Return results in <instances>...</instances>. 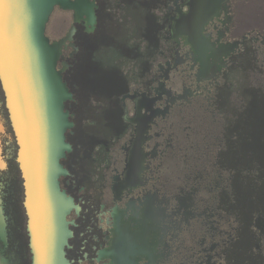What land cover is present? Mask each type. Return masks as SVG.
I'll list each match as a JSON object with an SVG mask.
<instances>
[{"label": "flooded vegetation", "instance_id": "obj_1", "mask_svg": "<svg viewBox=\"0 0 264 264\" xmlns=\"http://www.w3.org/2000/svg\"><path fill=\"white\" fill-rule=\"evenodd\" d=\"M46 36L68 89L65 264H264V0H67ZM4 147L0 264H33Z\"/></svg>", "mask_w": 264, "mask_h": 264}, {"label": "water", "instance_id": "obj_2", "mask_svg": "<svg viewBox=\"0 0 264 264\" xmlns=\"http://www.w3.org/2000/svg\"><path fill=\"white\" fill-rule=\"evenodd\" d=\"M67 0H0V82L17 140L33 264H65L69 201L61 192L60 160L69 149L64 113L68 89L58 45L46 36L56 6Z\"/></svg>", "mask_w": 264, "mask_h": 264}, {"label": "rangeland", "instance_id": "obj_3", "mask_svg": "<svg viewBox=\"0 0 264 264\" xmlns=\"http://www.w3.org/2000/svg\"><path fill=\"white\" fill-rule=\"evenodd\" d=\"M1 90H2V88L0 85V103L3 105L4 104L3 103L4 97L2 98V91ZM2 105H1V107H2ZM1 111H2V109H0V118H1V120H3L2 125H5L4 121H6V123H8V113L6 112L5 114H3ZM3 112H4V109H3ZM6 126H7L8 133H6V128L3 127V130H4L3 134H2V131H0V135L1 134L3 135L4 141L7 140V138L10 140H13L14 139V133H10V129L8 128V125H6ZM12 152H13V149L5 150L4 144H2V142L0 143V173L3 174L8 170L12 171V172L14 171V169H15L14 165L12 163L10 164Z\"/></svg>", "mask_w": 264, "mask_h": 264}, {"label": "bare ground", "instance_id": "obj_4", "mask_svg": "<svg viewBox=\"0 0 264 264\" xmlns=\"http://www.w3.org/2000/svg\"><path fill=\"white\" fill-rule=\"evenodd\" d=\"M1 27V26H0ZM0 85H1V82H0ZM1 88H2V85H1ZM2 98L4 97V100H5V102H7L6 101V96H5V93H4V90H3V88H2ZM3 100V101H4ZM1 105L2 104H0V109H1ZM7 107V106H6ZM8 110V109H7ZM2 113H3V111H1ZM8 114H9V112H8ZM9 119H10V116H9ZM5 122V121H4ZM10 122H11V119H10ZM3 124V120H1V118H0V131H2V134H3V127H4V125H2ZM11 126H12V123H11ZM12 130H13V133H14V140L17 142V140H16V134H15V132H14V129H13V126H12ZM0 135V143L2 142V144H4L3 142H4V140H3V135ZM17 163H18V161H17ZM19 169H20V166H19ZM7 174H9V175H11V173L10 172H7ZM0 175H6V174H2V173H0ZM1 190V189H0ZM3 205H2V200L0 199V234H4V226H5V217H4V215L3 214H1V212L3 213Z\"/></svg>", "mask_w": 264, "mask_h": 264}, {"label": "crops", "instance_id": "obj_5", "mask_svg": "<svg viewBox=\"0 0 264 264\" xmlns=\"http://www.w3.org/2000/svg\"><path fill=\"white\" fill-rule=\"evenodd\" d=\"M3 211V210H2ZM1 214H3L2 212H1ZM5 217V216H4Z\"/></svg>", "mask_w": 264, "mask_h": 264}]
</instances>
